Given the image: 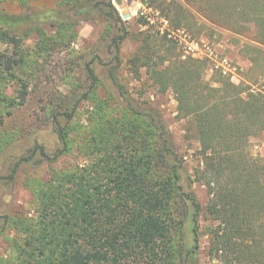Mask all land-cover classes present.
Wrapping results in <instances>:
<instances>
[{"label": "trees", "instance_id": "1", "mask_svg": "<svg viewBox=\"0 0 264 264\" xmlns=\"http://www.w3.org/2000/svg\"><path fill=\"white\" fill-rule=\"evenodd\" d=\"M185 1L190 7L177 0L160 2L173 30L198 37L225 31L242 35L253 26L257 43L264 47V0ZM63 7L20 15L0 11V46L7 47L0 48V86L15 81L19 86L13 98L0 91V109L5 101L10 108L24 106L30 96V56L22 48L24 38L14 33L35 32L38 45L48 49V44L69 39L64 33L80 19H92L96 8L80 0ZM140 18L149 28L139 40L140 52L128 61L130 72L142 81L145 69L151 87L174 94L179 118L199 143L202 167L197 174L207 188L208 202L203 206L194 191L181 185L184 163L160 112L149 101L138 102L140 109L133 106L112 73L130 109L122 118L103 116V123L90 130L84 144L90 153L88 166L70 175L68 187L59 182L50 194L40 190L34 218L5 221L18 233L6 238L17 256L2 264H197L203 229L213 260L264 264V159L254 157L250 149L252 140L264 133V91L234 83L212 69L206 58H183L167 32L156 31L146 17ZM46 25L57 36H50ZM125 39L113 38L116 60ZM86 71L90 87L82 99L96 100V108L100 79L90 63ZM77 105L53 116L61 144L57 153L36 147L15 165L11 177L37 151L54 162L72 150L71 129L61 125L59 116L72 119ZM93 114L102 118L99 111ZM203 220L208 222L205 228ZM188 221L192 247L187 245Z\"/></svg>", "mask_w": 264, "mask_h": 264}, {"label": "rangeland", "instance_id": "2", "mask_svg": "<svg viewBox=\"0 0 264 264\" xmlns=\"http://www.w3.org/2000/svg\"><path fill=\"white\" fill-rule=\"evenodd\" d=\"M76 4L77 0H0V11L20 15L43 11L45 9H62L69 2ZM153 0V10L161 16L160 2ZM190 7L185 0H177ZM92 8V19L86 20L84 16L75 25L69 28L65 36L70 38L48 44V49L40 46V36L31 32L28 35L20 31L15 35L24 38L22 48L29 54L32 77L29 84L30 96L24 106L10 108V102L5 101L0 109V264L2 260L16 259V252L6 238H14L18 233L5 223L8 218H34L38 210V192L47 190L50 194L51 186H58L59 182L69 186L67 182L70 175L88 166L90 159L86 153L85 141L91 137V129L103 123V116L122 118L130 105L124 101L118 86L112 80V73L128 100L133 106L138 102L149 101L160 112L162 122L167 127L176 150L182 157L184 168L181 171V185L186 190H192L203 206L209 199L205 185L199 181L198 170L202 167L199 155V143L193 133L188 132V124L178 116L177 102L174 94L168 91L158 93L150 82L146 80L145 69H142V81H137L130 72L128 61L138 55L142 48L140 39L145 30L143 20L135 14L125 20L121 7L114 0H80ZM86 2V3H84ZM109 2L113 5L110 7ZM162 12V13H161ZM165 18V17H164ZM154 29L158 31V26ZM50 36H57L56 31L44 26ZM191 39L215 48L218 58H228L231 66L235 68L230 74L236 84H250L255 89L264 91V47L257 44L256 28L251 27L242 35L231 31L217 34L207 33V36H196L184 31ZM72 35V36H71ZM125 35L121 41L119 59L116 60V48L113 38ZM195 37V38H194ZM175 40V39H174ZM177 42V52L184 56V46ZM1 49L7 48L0 46ZM204 58L201 55L193 56ZM101 60V61H100ZM91 64L100 79L96 91V102L82 99L89 89L90 81L86 65ZM210 67L216 68L208 60ZM212 73L210 72V75ZM22 78L23 75H21ZM234 77V78H233ZM18 82H6L0 86L4 96L13 98L19 88ZM77 102L78 105H77ZM77 105V111L72 119L59 116L63 127L70 128L72 150L54 162L36 156L30 162H23L17 174L11 177L15 165L24 157L32 155L34 149L43 146L53 155L57 153L61 144L59 142L55 114L70 112ZM140 109V108H139ZM8 111L11 112L8 115ZM99 111L100 116L93 114ZM131 113V111H130ZM251 153L256 158L264 159V133L254 138L251 143ZM92 156V155H91ZM208 222L203 220L205 228ZM192 224H186V238L188 247L193 245ZM197 264H220L209 255V237L203 229L201 246L198 253Z\"/></svg>", "mask_w": 264, "mask_h": 264}, {"label": "built area", "instance_id": "3", "mask_svg": "<svg viewBox=\"0 0 264 264\" xmlns=\"http://www.w3.org/2000/svg\"><path fill=\"white\" fill-rule=\"evenodd\" d=\"M148 1L150 0H126L125 3L122 2L120 10L127 11L129 14L130 7H135L136 16L146 17L152 25L158 26L162 34L167 32L169 38L179 41L184 46L185 54L183 58L201 55V57L208 59L216 68L221 69L220 71L224 75L234 74L235 68L231 66L228 58H218L215 48L192 40L184 31L173 30L169 21L161 16L158 11L153 10V7L148 5Z\"/></svg>", "mask_w": 264, "mask_h": 264}, {"label": "water", "instance_id": "4", "mask_svg": "<svg viewBox=\"0 0 264 264\" xmlns=\"http://www.w3.org/2000/svg\"><path fill=\"white\" fill-rule=\"evenodd\" d=\"M115 4L118 5V6H121L122 5V0H114ZM123 18L125 20L129 19L130 18V15L126 12L123 14Z\"/></svg>", "mask_w": 264, "mask_h": 264}, {"label": "bare ground", "instance_id": "5", "mask_svg": "<svg viewBox=\"0 0 264 264\" xmlns=\"http://www.w3.org/2000/svg\"><path fill=\"white\" fill-rule=\"evenodd\" d=\"M123 2L125 3L126 2V0H123ZM130 12H129V15L130 16H133L134 14H135V7H130V10H129ZM127 12V11H126ZM128 13V12H127Z\"/></svg>", "mask_w": 264, "mask_h": 264}, {"label": "crops", "instance_id": "6", "mask_svg": "<svg viewBox=\"0 0 264 264\" xmlns=\"http://www.w3.org/2000/svg\"><path fill=\"white\" fill-rule=\"evenodd\" d=\"M258 45H260L259 43H257ZM262 46V45H261ZM142 72V71H141ZM208 78H210V73H208ZM263 156H264V154H263Z\"/></svg>", "mask_w": 264, "mask_h": 264}]
</instances>
